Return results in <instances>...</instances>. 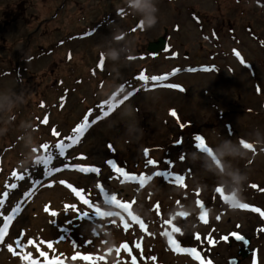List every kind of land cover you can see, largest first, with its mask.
Wrapping results in <instances>:
<instances>
[{
  "label": "rangeland",
  "instance_id": "1",
  "mask_svg": "<svg viewBox=\"0 0 264 264\" xmlns=\"http://www.w3.org/2000/svg\"><path fill=\"white\" fill-rule=\"evenodd\" d=\"M137 2L0 0V199L5 201L0 206L4 214L0 227L12 209L23 202V211L13 219L0 244V264H32L33 260L38 264L51 260H62L63 264H130L133 257L137 264H144L146 258L158 253V246L171 258L162 260L164 263L194 264L185 253L173 256L168 236L162 235L165 232L183 248H200L202 264L209 257L215 264H226L237 256L239 246L223 243L210 250L207 238L225 237L234 229L251 238L264 264V232L260 231L264 216L232 208L216 192L217 187L225 186L226 195L235 188V174H246L248 180L239 201L237 197L235 201L264 212V0H150L158 9L154 13L158 22L147 30L138 27L146 16L136 7ZM163 37L170 51L154 56L148 53V45ZM232 50L250 64L252 74L237 66L229 55ZM68 53L71 61L65 60ZM210 62L222 66L219 75L172 78L187 86V94L158 89L160 86L145 88L146 83L138 79L145 75L150 80L164 72L173 73L179 66ZM230 64L233 75L224 69ZM165 81L160 84H167ZM255 83L260 94L255 93ZM128 95L129 99L121 103ZM107 105H118L109 117L116 113L101 118ZM86 114L90 122L95 117V122L64 157L55 156L50 168L63 170L45 177L43 166L31 162L34 150L43 155L41 146L47 144L55 153V145L68 143L66 138L73 135ZM45 118L47 124L43 123ZM53 130L59 135H53ZM197 135L222 158L224 172L220 163L217 170L206 155L192 148ZM241 142L255 148L249 151ZM182 153L186 161L180 162ZM81 156L85 158L78 159ZM149 160L155 163L148 164ZM108 162L122 168L128 177L116 178L118 174ZM82 166L97 167L100 173H81L77 169ZM189 168L193 177L184 178L185 190L154 175L161 170L181 175ZM13 173L23 174L25 179L17 180ZM141 175L145 178L143 187L131 179ZM60 181L81 191L98 213L110 212L111 217L95 216L93 208ZM11 184L18 186L11 189ZM100 187L116 194L121 202L136 199L135 211L150 219L149 225L158 229L157 234L144 235L114 204H104ZM55 188L59 189L53 198L56 204L42 197L44 191ZM193 191L200 192L206 203L207 224L193 212ZM29 192L31 197L25 199ZM46 205L58 213L52 226V217L44 211ZM65 205H75L78 211L66 210ZM157 205L161 208L159 219L151 210ZM84 212L89 213L87 218L78 216ZM40 215L44 216L41 227H32L30 221ZM169 220L183 234L171 232L172 225L166 223ZM124 223L130 225L127 231ZM49 226L54 232L48 231ZM20 231L23 251L14 242ZM196 233L201 234V243L191 239ZM29 240L34 244H28ZM132 241L141 245L145 253L142 258ZM124 243L131 254L123 249ZM8 245L16 250L15 255L8 251ZM41 252L45 256H40ZM29 254V260L21 259ZM247 260L241 259L239 264H248Z\"/></svg>",
  "mask_w": 264,
  "mask_h": 264
},
{
  "label": "snow or ice",
  "instance_id": "2",
  "mask_svg": "<svg viewBox=\"0 0 264 264\" xmlns=\"http://www.w3.org/2000/svg\"><path fill=\"white\" fill-rule=\"evenodd\" d=\"M138 27L142 28L141 25H138ZM235 55L237 57H240V53L238 51L235 53ZM241 63H243L242 59H241ZM100 64H101V66L103 65V60L100 61ZM138 79L140 81H144L145 83H148V81H149V78L146 77L145 75H140ZM166 79H167V76L152 77L151 81L159 83L160 81L166 80ZM167 87H175V86L174 85H167ZM180 90L183 91V89H180ZM127 99H129V95L124 97L122 99L121 103H123ZM117 107H118V105H107V108H106V110L103 111L101 118L109 117L110 114H112ZM171 114L173 116L176 115L175 112H172ZM95 119L96 118L93 117L92 122H90L88 114H86L83 122L80 123L79 125H77L73 129V135L68 137V138H66L68 140V143L60 141V142H58L55 145V153L52 152V150L50 149L49 145L45 144V145L41 146V150L43 151L44 154L40 156V158L38 160V165H42L43 166V168L45 170V173H44L45 177L51 176L53 174V172H59V171L63 170L61 168H56V169L50 168V165L52 164L55 156L58 155L59 157H64L65 154H66L67 149L71 148L73 145H76L80 141V139L85 135L86 131L92 126V123L95 122ZM43 123H45V124L48 123L47 118H45ZM53 135L58 136L59 133H57L55 130H53ZM194 143H195V148L197 150H199V151H201V152H203L205 154H208L209 156H212L213 160H216L215 155H214V150L211 148V146L206 144L205 139L203 137H201L199 135L195 136ZM243 146L245 148H249V149L252 147L250 144H247V143H243ZM84 158L85 157H82V156L78 157V159H84ZM182 159H183V157H182ZM108 163L111 165V168L113 169V171L118 174V176L116 178H119L121 176L122 177H128V174L126 172H124V170L122 168L117 167L115 163H112V162H108ZM147 163L148 164H154L155 162L149 160V161H147ZM216 163L219 164L220 162L217 160ZM77 170L79 172H81V173H86V174L87 173H92V174H97L98 175L100 173V169L97 168V167H94V166H89V167L82 166V167H79ZM154 175L163 177L169 183H177V184H180L181 186H184V177L181 176V175H173V174H171L169 172H166V171H164V172H159L158 171ZM13 177L15 179H17V180H20V181H23L25 179V176L23 174L18 175L17 173H13ZM112 178L113 177H110L109 179H112ZM131 179L134 180V181H138L139 184H140V187H143L144 181H145V178H144L143 175H141L138 178L135 177V176H132ZM149 179H151V177H149ZM60 183L63 184L66 188L71 189V191L73 193H75V195L77 197H79L81 199L83 204L87 205L90 208H93V214L95 216L100 217V218H103L105 216L111 217L112 213H110V212L103 213V214L98 213L97 207L94 206L93 204H91L88 199H85L83 193L81 191L77 190L71 184H68L65 181H60ZM17 186H18L17 184H11L9 187L11 189H15ZM48 186L51 187L52 185L49 184ZM253 187H256V186L253 185ZM100 192L104 194L103 202L106 205H110L111 206V205L114 204L115 206H117L119 208H122V209H124L126 211L129 210L132 207L131 203L121 202V201L117 200L116 194L107 193L106 190L103 187H100ZM216 192L219 193L221 195V197L223 198L224 202L225 203H229L232 208L249 209V207H250L247 204H243V203L235 201L232 197L225 196L224 195V190L222 188H220V187L216 188ZM7 195H8L7 192H5L3 194L5 199H6ZM31 195H32L31 192L27 193L25 199L30 198ZM197 195H198V193H197ZM4 202H5L4 199H0V206H2L4 204ZM21 203H23V202H21ZM21 203H18L17 206L12 209L11 213L4 218L5 222L3 223L2 227H0V244L4 243L5 237L9 233V227H10V224L13 221V219L16 216H18L23 211V208L21 207ZM197 203H198V205L200 206V208L202 210L201 211V215L199 216V219L204 224H207L208 223L207 211L204 210V206H203V204L200 201H197ZM64 207H65L66 210L67 209H72L73 211H78L76 209L75 205H65ZM158 207H159V205H157V208ZM251 210L254 211V212H260V215L264 216V212H261L260 209L251 208ZM44 211H45V213H48L52 217H56L58 215V213L56 211H52L50 209V206H48V205L45 206ZM129 215L131 216V219H132L133 222L139 224L141 230L147 232L146 225L141 220H139L138 217L132 215L131 212H129ZM178 215L186 217L188 214L187 213H179ZM0 216H4V214L2 212H0ZM78 216H83V217L87 218L89 216V213H87V212L80 213ZM217 219H219V217H217ZM122 220H123V217H122ZM52 222H54V221H52ZM166 223L168 225H172V220H169ZM129 227H130V225L128 223H124L123 224V228L125 229V231H127V229ZM260 231L264 232V228L260 229ZM171 232L183 234L182 233V229L180 227H178V226H175V225H172ZM148 235H152V234L148 233ZM162 235H167L168 236V238H169L168 239L169 246L172 248V250L174 252H187L188 254L194 256L197 259L201 258L200 257V253L197 252V250L195 248L188 249V248L181 247V244L176 239L172 238L170 233L165 232V233H162ZM233 235L235 236V239L237 241H241L245 245H247L249 243L242 235H238V234H233ZM193 238L195 240H197V241L201 240V236L198 233L194 234ZM22 239H23V232H21V235L19 237H17L15 239V241H14L15 245H16V248L21 249V251H23V248L25 247V245H23L21 243ZM222 239L227 241L229 239V237L225 236ZM207 242L209 244H213L214 243V241L211 238H207ZM27 243L28 244H34V242L31 241V240H29ZM135 246L137 248L141 247V245L139 243H137ZM7 247H8V251L9 252H12L14 255L16 254V250L11 245H8ZM47 247L51 249V248H53V244L52 243H47ZM122 247H123V249L125 251H129V254H131L129 246H128L127 243H124L122 245ZM119 251H120V249L118 248L117 252H119ZM40 256H45V253L41 252ZM75 258L76 257H72V259H75ZM21 259L22 260H29L30 259V254L28 256H21ZM152 259H155V258H152ZM32 264H38V262L33 260ZM47 264H63V261L62 260H51V261H48ZM132 264H136V258L135 257L132 258ZM208 264H211V262L209 261ZM254 264H256L255 261H254Z\"/></svg>",
  "mask_w": 264,
  "mask_h": 264
},
{
  "label": "clouds",
  "instance_id": "3",
  "mask_svg": "<svg viewBox=\"0 0 264 264\" xmlns=\"http://www.w3.org/2000/svg\"><path fill=\"white\" fill-rule=\"evenodd\" d=\"M136 7L140 8L141 11H143L145 13V16H146L145 19L139 20V25L142 26V29L147 30V28L154 27L156 25V23L158 22L155 14H154L156 11H158V9H156L155 5L153 3H151L150 0H145V2L143 4H141L138 0ZM101 55L104 56L103 53ZM105 59H107L106 56H105ZM106 103H108V101H106ZM9 106L10 107L12 106L10 101H9ZM11 119H14V117H11ZM246 143H248V142H246ZM254 148H255V145L253 144V149ZM40 156H41V154H38V149L34 150L31 162L35 165H38V160H39ZM247 180H248V176L246 174L241 175L240 173L237 172L234 176V183H235L234 191L236 193V197H237L238 201L240 199L241 193L243 192V186L247 182ZM229 194H231V193H229Z\"/></svg>",
  "mask_w": 264,
  "mask_h": 264
},
{
  "label": "bare ground",
  "instance_id": "4",
  "mask_svg": "<svg viewBox=\"0 0 264 264\" xmlns=\"http://www.w3.org/2000/svg\"><path fill=\"white\" fill-rule=\"evenodd\" d=\"M195 75H197V74H195ZM194 75V76H195ZM185 89H186V94L187 93H189V91H188V88H187V86H185ZM116 113V112H115ZM114 113V114H115ZM113 114V115H114ZM112 115V116H113ZM111 116V117H112ZM111 117H109V118H111ZM108 118V119H109ZM107 119V120H108ZM100 124V123H99ZM99 124H97L95 127H97ZM95 127H93L90 131H92ZM225 140V139H224ZM219 146V145H218ZM79 180H82V178L81 177H77ZM57 194H59V189H53V190H50V191H44L43 192V194H42V197H44V198H46V199H50V200H52V202H54L55 204L57 203V201L56 200H54L53 198L57 195ZM37 206V203H35L34 202V207H36ZM44 217V216H43ZM43 217L40 215L35 221H30V225L33 227H41L40 226V224H42L43 223ZM52 217V216H51ZM53 218V219H52ZM51 218V221H54L55 220V218L54 217H52ZM48 231L49 232H54L53 231V229L49 226V229H48ZM159 249V250H158ZM154 250L156 251V249L154 248ZM161 250V251H160ZM156 252H158V253H155V256L157 257V258H159V256H160V262H162V260L163 261H166V262H168L169 261V259L171 260V258L169 257V256H167L166 254H164L163 253V250H162V248L161 247H157V251Z\"/></svg>",
  "mask_w": 264,
  "mask_h": 264
},
{
  "label": "water",
  "instance_id": "5",
  "mask_svg": "<svg viewBox=\"0 0 264 264\" xmlns=\"http://www.w3.org/2000/svg\"><path fill=\"white\" fill-rule=\"evenodd\" d=\"M165 47V41L163 38H160L156 43H150L148 45V50L152 52H158L163 50ZM245 256V254H243Z\"/></svg>",
  "mask_w": 264,
  "mask_h": 264
}]
</instances>
